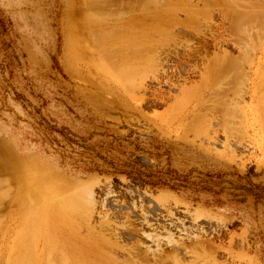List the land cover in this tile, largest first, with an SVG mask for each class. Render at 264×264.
<instances>
[{"label": "rangeland", "instance_id": "rangeland-1", "mask_svg": "<svg viewBox=\"0 0 264 264\" xmlns=\"http://www.w3.org/2000/svg\"><path fill=\"white\" fill-rule=\"evenodd\" d=\"M152 1L0 0V264H70L109 233L152 264L175 251L179 264H264V90L246 94L249 75L264 87V0ZM252 11L261 21L232 29ZM143 19L157 24L132 27ZM201 45L235 61L206 100ZM221 91L223 111L205 112Z\"/></svg>", "mask_w": 264, "mask_h": 264}, {"label": "bare ground", "instance_id": "bare-ground-1", "mask_svg": "<svg viewBox=\"0 0 264 264\" xmlns=\"http://www.w3.org/2000/svg\"><path fill=\"white\" fill-rule=\"evenodd\" d=\"M106 2V1H105ZM154 2V3H153ZM167 2H169V1H167ZM155 1L153 0L152 1V5L154 4L155 5ZM158 3V2H157ZM151 4V3H150ZM107 5V4H106ZM157 5H159V4H157ZM263 5H264V3H263ZM170 7V6H169ZM261 7H263L264 8V6H261ZM155 8V10H156V12H157V15H155V10H154V12H150L151 14H153V16H158V12L159 13H161V12H164L165 10L164 9H159V10H157L158 9V7L157 6H155L154 7ZM262 8V9H263ZM163 10V11H162ZM169 10H171V11H173L174 12V9L172 10V9H169ZM238 11V10H237ZM264 11V10H263ZM177 12V11H176ZM236 12V11H235ZM235 12H234V14H231V15H233V17H231V15H230V17L231 18H233L232 20H233V23L231 22V21H229V22H231V24L233 25V28L232 29H235L236 30V28L237 27H239V24H241V23H249V22H253V21H258V20H260L259 19V17H261V16H257V15H253V11H252V14H250L251 16H247L248 14H245V16H243V14L242 15H240V16H236V14H235ZM248 12V11H247ZM259 12V11H258ZM262 12V11H261ZM167 13V12H166ZM175 13V12H174ZM232 13V12H231ZM119 14V13H118ZM239 14H240V12H239ZM239 14H237V15H239ZM256 14H258V13H256ZM121 15V14H120ZM147 15H149V14H147ZM253 15V16H252ZM160 16V15H159ZM159 16H158V18H159ZM148 17V16H147ZM170 17H171V15H170ZM151 18H153L155 21L157 20L155 17H151ZM160 18L162 19V17L160 16ZM169 18V17H168ZM165 19V18H164ZM131 20H132V18H131ZM133 20H135V19H133ZM144 21L143 22H136V23H134V22H131V24L132 25H134V26H132V25H130V26H132V27H134V28H136V26L138 25H141V26H145L147 23H145L146 21H145V19H143ZM153 20V21H154ZM169 20V19H168ZM176 20V19H175ZM231 20V19H230ZM139 21V20H138ZM141 21V20H140ZM148 21H150V20H148ZM153 21H151L152 23H153ZM158 21V20H157ZM161 21V20H160ZM166 21V20H165ZM164 21V22H165ZM171 21H173L172 22V24L174 23V20H171ZM261 21V20H260ZM163 22V21H162ZM163 22V23H164ZM167 22V21H166ZM176 22V21H175ZM262 22H263V20H262ZM142 23V24H141ZM151 23V24H152ZM169 23H170V21H169ZM177 23V22H176ZM130 24V23H129ZM151 24H147V25H149L147 28H151V27H153V25L154 24H157L156 22L154 23V24H152V26H150ZM166 24V23H165ZM165 24H163L164 26H165ZM175 24V23H174ZM162 25V24H161ZM161 25H159V26H161ZM171 26L170 24H166V27L165 28H167V27H169V26ZM110 26V25H109ZM155 26V25H154ZM158 26V27H159ZM117 27H119V26H117ZM157 27V26H156ZM235 27V28H234ZM161 28H163V27H161ZM130 29V28H129ZM142 29L140 28V32H142L141 31ZM113 31V30H112ZM118 31V30H117ZM117 31H115V32H117ZM144 31V30H143ZM137 32V31H136ZM136 32H134V33H136ZM93 34V33H92ZM114 34V33H113ZM141 34V33H140ZM142 34H144V33H142ZM111 35V34H110ZM115 35V34H114ZM117 35H119L118 33H117ZM121 35H122V33H121ZM137 35V34H136ZM105 36V35H104ZM108 36V35H107ZM127 36H129V34L127 35ZM140 36V35H139ZM144 36V35H143ZM142 36V37H143ZM117 37H119V36H117ZM116 37V38H117ZM133 37V36H132ZM101 38V37H100ZM104 38H107L106 39V41L108 40V38L109 37H103V39ZM129 38H131V37H129ZM96 39V38H95ZM102 39V38H101ZM111 39V38H110ZM123 39H124V37H123ZM134 39V38H133ZM94 40V39H93ZM92 40V41H93ZM115 40V39H114ZM116 40H118V39H116ZM115 40V41H116ZM136 40V39H135ZM142 40V39H141ZM140 40V41H141ZM263 40V39H262ZM113 41V40H112ZM139 41V42H140ZM224 41V40H223ZM100 42V41H99ZM98 42V43H99ZM119 42V41H118ZM134 42V41H133ZM137 42H138V40H137ZM144 42V41H143ZM233 43V42H232ZM96 44V43H95ZM133 44V43H132ZM141 44V43H140ZM149 44V43H148ZM147 44V45H148ZM97 45V44H96ZM100 45H101V43H100ZM216 45H218V44H216ZM127 46V45H126ZM114 49V48H113ZM117 49V48H116ZM253 50V49H252ZM114 51V50H113ZM147 51V50H146ZM241 51V50H240ZM244 52L246 53V55H247V50H244ZM147 53V52H146ZM197 53V60H200V62H204V61H212L210 64H209V67H207L206 69H204V71L202 72V75H201V78H202V80L200 81V85H199V92H200V94H199V97H200V99L202 100H206L207 98H205V93H207L208 95L209 94H211V95H213L214 93H216L213 89H210V87H212V86H210L211 85V83L213 82L212 80H216V84L220 81V82H222V84L221 85H223V84H225V86L227 85L226 84V82H225V78H226V76L224 75V73H225V70H226V63H227V56L226 55H223V56H221L220 58H216V59H214V60H210L209 58H208V54H207V51H204L203 49H200V51H197L196 52ZM205 53V54H204ZM225 53V52H224ZM243 53V52H242ZM241 53V54H242ZM256 53V52H255ZM240 54V55H241ZM244 55V53L242 54V56ZM253 55V54H252ZM210 57V56H209ZM253 59H252V63L255 61V59H254V56H251ZM104 58V57H103ZM231 58V57H230ZM228 59V60H232V59ZM247 58H249V57H247ZM246 59V58H245ZM247 60H249V59H247ZM107 61V60H106ZM232 61H234V60H232ZM264 61V60H263ZM235 62V61H234ZM115 63V62H114ZM255 63V62H254ZM264 63V62H263ZM118 65V64H117ZM116 65V66H117ZM115 66V65H114ZM113 67V66H112ZM116 68V67H115ZM132 69V68H131ZM116 70V69H115ZM200 71V70H199ZM217 77V76H219V77H221L222 78V76H223V78H222V80L220 79V80H218L217 81V78H215V77ZM250 76L251 75H249V82H250V85H249V88L247 89V92H246V94H249L250 95V97H251V99L253 100H255V98L259 95V93H260V91H262V90H264V87H263V85H261L260 84V81H259V78H257L256 77V79H255V81L254 80H251V78H250ZM212 77V78H211ZM208 78H211V80L210 81H212L211 83L208 81ZM213 84V83H212ZM195 86H198V85H195ZM210 86V87H209ZM214 86V85H213ZM225 86H223V88L225 87ZM209 87V89H207ZM197 88V87H196ZM217 88H222V86H217ZM223 88L221 89V90H223ZM227 88H224V90H226ZM230 89H233V88H230ZM229 89V90H230ZM262 89V90H261ZM206 90H207V92H206ZM211 90V91H210ZM214 92H213V91ZM228 90V89H227ZM228 90V91H229ZM190 91V90H189ZM230 91H232V90H230ZM229 91V92H230ZM212 92V93H211ZM234 92H235V94L236 93H238V92H236V89L234 90ZM229 94V93H228ZM227 92L226 91H221V93L219 94V95H217L216 97H218V96H220V99H218L219 100V104H215L216 103V99L214 98V100L212 99H208L207 101H211L213 104L211 105V107H207L206 108V105L204 106V108L207 110V111H205V112H211V113H216V112H218V111H223V110H220L221 108V106L222 107H224V102L226 101H229V100H227ZM264 94V93H263ZM215 95L216 94H214V97H215ZM234 95V94H233ZM197 97H198V95H196ZM187 97H189V95L187 96ZM212 97V96H211ZM241 97H243V96H241ZM205 98V99H204ZM210 98V97H209ZM213 98V97H212ZM240 98V97H239ZM260 98V97H259ZM200 99H198V100H200ZM197 100V101H198ZM217 100V101H218ZM188 101V100H187ZM206 101V102H207ZM259 101V100H258ZM262 101V100H261ZM201 102V101H200ZM205 102V103H206ZM260 102V101H259ZM243 103V102H242ZM238 104V103H237ZM240 104V103H239ZM215 105H217V106H215ZM209 106V105H208ZM229 107V106H228ZM201 108V107H200ZM230 108V107H229ZM260 108V107H259ZM223 109V108H222ZM201 111L203 110V108L202 109H200ZM227 110H228V108H227ZM204 111V110H203ZM262 111H264V109L262 110ZM200 113V112H199ZM219 113V112H218ZM223 113V112H222ZM200 114H202V113H200ZM210 115H212V114H210ZM201 116V115H200ZM209 116V115H208ZM212 116H214V115H212ZM211 116V117H212ZM201 117H203V116H201ZM210 117V116H209ZM216 117V116H215ZM211 118V119H216V118ZM200 118V117H199ZM206 118V117H205ZM204 118V119H205ZM208 119V118H207ZM211 119L209 118L206 122H208V121H211ZM217 120V119H216ZM225 120V119H224ZM204 121V120H203ZM205 122V123H206ZM211 123V122H210ZM209 124V123H208ZM218 124V123H217ZM217 124H216V126H217ZM219 124H220V122H219ZM221 124H223V123H221ZM212 125H213V123H212ZM211 127V126H210ZM217 127H220L221 128V126L220 125H218ZM216 127V128H217ZM226 127V129L227 128H229V127H227V126H225ZM224 126H222V129H221V131L223 130V128H225ZM212 130H214V129H212ZM217 130V129H216ZM225 130V129H224ZM214 132V135H218V132H219V128H218V131L216 132L215 130L213 131ZM212 132V133H213ZM211 133V132H210ZM211 133V134H212ZM224 133L226 134V132L224 131ZM209 136H211V135H208V137ZM212 136H213V134H212ZM218 137V136H217ZM215 138V137H214ZM213 138V139H214ZM209 139V138H208ZM229 142V141H228ZM228 145V144H227ZM234 156V155H233ZM77 192H79V191H77ZM91 193V192H90ZM92 194V193H91ZM77 196V195H76ZM88 196H90V198H91V195L89 194ZM1 198V197H0ZM78 198V197H77ZM31 200H32V198H31ZM80 205H82L80 208H79V212H77V213H80L79 215H81V217H82V214L85 212V211H87L88 212V210H92L93 208H91V209H89L90 208V202L89 201H87V200H85V202H82V204L80 203ZM79 205V206H80ZM90 212V211H89ZM88 212V213H89ZM144 213V212H143ZM200 214V213H199ZM198 214V215H199ZM35 216V215H34ZM90 216V215H89ZM146 216V215H145ZM198 217V216H197ZM89 218H91V217H88V219ZM83 221H85V217H82L81 218ZM196 220V219H195ZM195 220H194V222H195ZM145 221H147V219L146 218H144V222ZM145 225L147 226V223H145ZM67 227V226H66ZM96 228V227H95ZM110 228H111V225L109 224V222H108V220L106 219V220H103L101 223H100V226H99V230L101 231V232H108V231H110ZM64 229V228H63ZM69 229V228H68ZM90 229H94V228H89V226H88V228H86V230L88 231V233L89 232H94V230H90ZM74 231V230H73ZM182 231V230H181ZM68 232V231H67ZM123 232V231H122ZM130 232V231H129ZM129 232H126V233H129ZM137 232V231H136ZM172 233V232H171ZM123 234H125V233H123ZM122 233H121V235H123ZM130 234V233H129ZM135 234V233H134ZM92 235V234H91ZM120 235V234H119ZM127 236H128V234H126ZM124 236V235H123ZM173 236V235H172ZM201 236V235H200ZM90 237H94V236H90ZM109 237H110V239H112L111 238V236H110V233H109ZM108 237V234L106 235V234H104V235H101V237L100 238H98L99 239V241L100 242H102V244L103 245H105L106 246V248L105 247H102V244H100L101 246H97V247H95V249L92 251V253H91V255L88 257V258H80V256H79V253H76V252H74L72 255H71V257L69 258V260H72L71 261V263L70 264H152V263H150V260H149V250H147V249H145V250H142L139 246L138 247H136V249L135 250H130V249H123L122 247H119V245H118V242H117V240L116 241H114V243L113 244H111V243H108V239L107 238H109ZM129 237H134V236H131V235H129ZM192 237V236H191ZM69 237H67V239H68ZM73 238V237H72ZM198 238V237H197ZM62 239V238H61ZM66 239V238H65ZM179 239V238H178ZM63 240V239H62ZM62 240H60V241H62ZM197 240V239H196ZM195 240V241H196ZM203 240V239H202ZM58 242V241H57ZM184 242V241H183ZM201 242V241H200ZM210 242V241H209ZM64 243H65V241H64ZM168 243H169V245H175V243H176V241L173 239V238H170V240L168 241ZM197 243H198V241H197ZM197 243H195V245L196 246H198L197 245ZM213 243V242H212ZM179 244V243H178ZM177 244V245H178ZM199 244V243H198ZM56 245V244H55ZM70 245V244H69ZM168 245V244H167ZM176 245V246H177ZM181 246L183 245V244H180ZM201 245V244H200ZM63 246H66V245H63ZM179 246V245H178ZM70 247V246H69ZM74 247V246H73ZM183 247V246H182ZM66 248V247H65ZM175 249L177 248V247H174ZM186 248L187 247H185V249H184V251H186ZM173 249V248H172ZM183 249H182V251H183ZM177 250V249H176ZM188 250V249H187ZM61 251V250H60ZM77 251V250H76ZM151 251V250H150ZM77 252H79V251H77ZM172 252H174L173 250H172ZM188 252V251H187ZM191 252V251H190ZM189 252V253H190ZM108 253H111V254H114L115 256L114 257H110V256H108ZM182 253V252H181ZM180 253V254H181ZM186 253V252H185ZM177 252L175 251V254H167V256L166 255H164V256H161V255H154V258L155 259H153L154 260V264H156V263H160V264H162L163 262H165V260L167 259V257H170V256H174L173 257V259L174 258H176L177 260H176V262H178V263H175V264H179V262L181 261V259H178V257H177ZM63 255H65L64 253H63ZM123 255H126V258H122V260L123 261H120V258L121 257H123ZM151 255V254H150ZM105 256V257H104ZM166 256V257H165ZM176 256V257H175ZM51 256H49V258H50ZM64 257H66V255L64 256ZM63 257V258H64ZM163 257H165L164 259H163ZM54 258V257H53ZM61 258V257H60ZM55 259V258H54ZM134 259L135 260H137V262H135L134 261ZM50 260H52V258L50 259ZM57 260H58V262L59 261H61V260H63V259H61V260H59V259H56V262H57ZM52 261H54V260H52ZM64 262H65V260H64ZM62 263V262H61ZM47 264H48V262H47ZM52 264H55V262L54 263H52ZM57 264V263H56ZM59 264V263H58ZM64 264H67L66 262L64 263Z\"/></svg>", "mask_w": 264, "mask_h": 264}, {"label": "flooded vegetation", "instance_id": "flooded-vegetation-1", "mask_svg": "<svg viewBox=\"0 0 264 264\" xmlns=\"http://www.w3.org/2000/svg\"><path fill=\"white\" fill-rule=\"evenodd\" d=\"M199 48H200V49H203L204 51H208V47H207L206 45H201ZM191 57H192V56H191ZM193 57H194V55H193ZM187 58L190 60L189 57H187ZM196 62H197L196 60H192L191 67H190L189 69H186V68L182 67V64H179V65L181 66V71H179V73H180V72H181V73H185L186 75L191 74L192 72H191L190 70H192V68L195 66V63H196Z\"/></svg>", "mask_w": 264, "mask_h": 264}]
</instances>
